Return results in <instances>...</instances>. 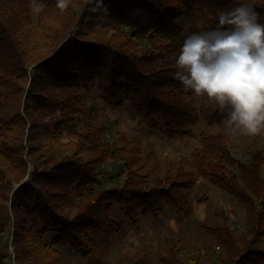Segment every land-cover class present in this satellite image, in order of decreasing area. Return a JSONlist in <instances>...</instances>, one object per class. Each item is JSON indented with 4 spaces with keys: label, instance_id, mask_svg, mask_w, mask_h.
Masks as SVG:
<instances>
[{
    "label": "trees",
    "instance_id": "16d2710c",
    "mask_svg": "<svg viewBox=\"0 0 264 264\" xmlns=\"http://www.w3.org/2000/svg\"><path fill=\"white\" fill-rule=\"evenodd\" d=\"M56 3L0 0V231L11 227L14 262L66 264L60 248L95 255L93 235L110 240L122 231L113 207L131 226L165 206L191 214L188 192L204 179L242 208L240 233L224 217L204 224L212 246L201 252L168 238L159 264H264L262 151L251 144L247 160L237 159L229 138L211 131L224 115L174 78L185 36L201 31L197 22L215 28L220 11L247 3L264 23V0H69L64 12ZM32 10L29 43L23 30ZM90 85L106 105L128 102L141 123L169 138L202 123L199 146L171 161L144 153L136 138L105 141L109 122L78 130L81 89ZM48 119L54 130L43 127ZM102 181L116 186L100 188Z\"/></svg>",
    "mask_w": 264,
    "mask_h": 264
},
{
    "label": "rangeland",
    "instance_id": "374dc122",
    "mask_svg": "<svg viewBox=\"0 0 264 264\" xmlns=\"http://www.w3.org/2000/svg\"><path fill=\"white\" fill-rule=\"evenodd\" d=\"M29 1L33 3L34 0ZM36 15L37 11L32 10L31 23L23 30L29 43L35 38ZM81 90L84 94V108L77 116L78 130L87 124L96 126L109 122L111 124L105 132V141L118 143L121 137L136 138L142 143L144 153L153 151L157 158L171 161L179 157L188 158L193 149L199 146L198 135L204 129L202 123L186 137L169 138L162 131L151 130L141 123L131 111L128 102L120 108H113L102 101L96 85ZM57 126L58 123L54 119H48L43 124V127L50 131ZM211 131L224 133L229 138L235 156L242 162L247 160L246 149L251 144H255L262 151L264 159V132L254 138L232 137L225 131L224 124L213 126ZM115 186L108 181H102L100 188ZM188 194L192 206L191 214L177 213L165 206L157 218H141L136 226L129 224L120 208L113 207L111 213L123 221L122 231L114 234L110 240L93 235L98 251L92 256H86L82 251L69 252L60 248L66 264H159L166 251L165 241L168 238L180 240L186 246L203 252L206 247L212 246V242L203 234L202 225H221L223 217L227 219L229 227L237 229V233H240L244 212L233 198L204 179H198ZM10 236L11 227L9 230L0 231V257L5 264H16L13 260ZM52 236L46 234L44 238L51 242Z\"/></svg>",
    "mask_w": 264,
    "mask_h": 264
},
{
    "label": "clouds",
    "instance_id": "9594fccd",
    "mask_svg": "<svg viewBox=\"0 0 264 264\" xmlns=\"http://www.w3.org/2000/svg\"><path fill=\"white\" fill-rule=\"evenodd\" d=\"M69 0H57L64 12ZM181 18L173 19L178 23ZM251 4L220 11L217 26L185 36L175 58L174 78L186 91L224 115L232 137L254 138L264 132V23ZM185 96V102L191 100Z\"/></svg>",
    "mask_w": 264,
    "mask_h": 264
}]
</instances>
